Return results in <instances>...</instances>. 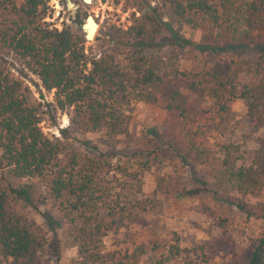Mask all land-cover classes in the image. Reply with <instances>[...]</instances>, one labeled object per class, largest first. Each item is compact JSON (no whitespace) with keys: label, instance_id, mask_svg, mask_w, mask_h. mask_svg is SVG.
Masks as SVG:
<instances>
[{"label":"trees","instance_id":"16d2710c","mask_svg":"<svg viewBox=\"0 0 264 264\" xmlns=\"http://www.w3.org/2000/svg\"><path fill=\"white\" fill-rule=\"evenodd\" d=\"M48 1L0 0V264H38L46 246L41 230L16 209L19 200L36 210L37 203L50 201L67 218V236L74 246L70 264H123L104 251V240L126 221L135 220L138 206L145 207L146 200L131 202L126 193L132 185L116 177L131 173L114 168L102 155L90 158L67 152L59 140L46 137L38 126L37 109L29 103L28 88L13 76L5 57L21 63L45 91H54L56 109L72 108L70 124L86 133L103 132L108 138L126 133L133 103L162 100L189 135L201 111L185 92L201 102H213L217 111L241 100L247 116L262 126L264 50L253 64L245 63L256 80L240 85L238 72L246 60L186 72L169 56V64L163 66L153 49L196 47L175 27L191 31L206 27L218 40L225 37L246 46L264 26V0H155L157 7L121 36L130 46L124 51L125 66L117 60L123 53L118 41L113 49L88 59L83 35L50 28L45 21ZM238 149L232 144L221 148L214 187L223 200L254 197L263 186L264 160L259 167L238 165ZM21 180L27 183L13 186ZM260 219L261 232L251 242L247 264H264V209ZM173 235L170 242L153 244L152 252L158 254L154 264L206 263L203 246L182 248Z\"/></svg>","mask_w":264,"mask_h":264},{"label":"rangeland","instance_id":"374dc122","mask_svg":"<svg viewBox=\"0 0 264 264\" xmlns=\"http://www.w3.org/2000/svg\"><path fill=\"white\" fill-rule=\"evenodd\" d=\"M156 7L155 0H49L45 21L50 28H69L83 35L81 25L87 15H92L98 28L93 40L85 41L84 53L88 59L98 58L118 41L123 53L117 55V60L125 66L124 51L130 46L121 39L122 34L137 18ZM175 29L196 47H154L153 55L161 57L163 66L169 64L167 56L186 72L231 59L241 63L246 60L238 72L239 84L256 80L245 63L253 64L258 52L264 50V26L255 34L254 42L246 46L234 45L225 37L218 40L215 32L206 27L198 31ZM165 34L163 31L161 37ZM5 60L13 76L28 88L29 103L37 109L38 126L46 137L59 140L67 152L90 158L102 155L114 168L126 169L131 173L128 177L115 174L121 183L132 185L130 189L125 186L127 196L131 202L146 200L144 209L136 206L139 211L135 220L126 221L116 234L104 240V251L113 259L123 264H154L158 254L152 252L153 244L170 242L176 234L182 248L203 246L205 264H247L251 242L261 232L264 180L258 195L240 201L223 200L214 187L221 166V148L226 144L239 148L241 159L236 164L263 165L264 125L257 126L247 116L243 101L233 100L225 111H217L213 102H201L185 92L190 104L201 111L189 135L177 116L165 110L162 100L135 102L129 112L127 132L108 138L103 132L86 133L73 127L69 120L72 108L56 109L54 91H45L38 78L14 58L6 56ZM26 183L21 180L13 186ZM37 205L36 210L19 200L16 209L46 239L38 264H70L74 246L67 236V218L50 201ZM141 249L145 250L142 255Z\"/></svg>","mask_w":264,"mask_h":264},{"label":"water","instance_id":"95a60500","mask_svg":"<svg viewBox=\"0 0 264 264\" xmlns=\"http://www.w3.org/2000/svg\"><path fill=\"white\" fill-rule=\"evenodd\" d=\"M85 3H90V0H84ZM98 23L92 15H87L83 24L81 25V30L83 32L84 40L90 42L93 40L94 35L97 31Z\"/></svg>","mask_w":264,"mask_h":264}]
</instances>
